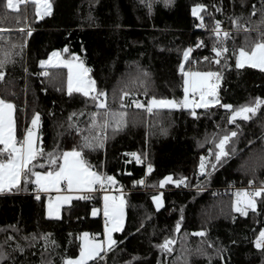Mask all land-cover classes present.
<instances>
[{
  "label": "trees",
  "instance_id": "trees-1",
  "mask_svg": "<svg viewBox=\"0 0 264 264\" xmlns=\"http://www.w3.org/2000/svg\"><path fill=\"white\" fill-rule=\"evenodd\" d=\"M50 1L51 13L37 19L30 2L12 10L6 8L7 0H0V57H9L0 98L15 105L19 140L34 114H40L37 135L43 156L33 161L35 171L50 170V152L59 161L75 147L93 171L114 176L113 186L123 192L126 220L115 233L117 243L88 264H264V249L255 246L264 229V197L245 216L233 209L241 189L214 191L230 183H264V105L250 119L228 120L232 110L254 103L256 97L264 99V70L236 67L239 49H250L264 34V0ZM195 4L206 6L200 12L203 27H197L201 20L192 15ZM236 18L239 27L233 24ZM216 21L221 22L223 43L215 35ZM223 32L230 35L225 39ZM214 45L227 48L220 64L215 63ZM188 48L192 50L184 69L221 74L220 104L195 109L196 117L185 108H154L149 113L146 106L153 96L182 98L179 68ZM53 51L66 59L74 54L83 62L97 91L106 93V109L97 108L91 96L68 94L66 67L40 65ZM131 100L145 107H134ZM109 111L126 115L118 129L110 122L100 132L93 127V114L101 123ZM230 132L236 135L225 145L228 156L216 161L210 150L214 153L219 138ZM97 133L105 137L103 147H82L83 137ZM135 151L142 163L128 155ZM169 175L174 180L186 177L187 187L167 183L164 204L157 209L152 197ZM143 179V184L135 183ZM39 195L37 199L35 186L23 180L19 190L0 193V252L6 254L0 264H62L64 257L78 256L83 232L103 234L102 216L92 215L93 208L102 207L101 193L74 199L59 218L47 217V195ZM44 234H50L47 250ZM166 238L175 241L170 251L158 247Z\"/></svg>",
  "mask_w": 264,
  "mask_h": 264
},
{
  "label": "snow or ice",
  "instance_id": "snow-or-ice-1",
  "mask_svg": "<svg viewBox=\"0 0 264 264\" xmlns=\"http://www.w3.org/2000/svg\"><path fill=\"white\" fill-rule=\"evenodd\" d=\"M27 3L28 0H7L6 8L17 10L19 3ZM33 4L36 5V17L39 19L41 15H48L51 13V4L48 0H31ZM166 3L169 0H165ZM151 7V5H149ZM206 6L202 4H195L192 7V15L198 17L201 20V24L197 27H203V17L200 16L201 10ZM43 9V11H42ZM219 11V9H217ZM254 14V13H253ZM233 24L236 27L238 25V18L233 19ZM0 31H4L0 29ZM23 31V29H20ZM221 22H215V35L220 43L221 36ZM29 35L31 34V29H28ZM230 33L223 32V37L226 39ZM202 43V42H201ZM199 46V45H198ZM15 47V45L13 46ZM191 48L184 50V59L187 60ZM67 51V48L64 49ZM212 52L215 53L216 59L215 63L220 64L221 57L225 52H227L226 47H218L214 45L212 47ZM53 57L59 60L60 53L58 51H53L47 60H41L40 65L46 66L52 63ZM74 59H78L73 54ZM207 59V58H205ZM9 62V57L7 54L0 57V79L5 75L3 69L6 63ZM68 68V79H67V91L71 95L73 92L83 93L84 96H91L93 101L96 102L97 108L106 109L107 105L102 97L106 98V93L103 91H97L95 87V81L88 77V72L90 71L84 66L83 62L73 64L71 60L61 61ZM245 65H249L252 68H259L264 70V34L262 38L258 40L250 49L246 50L244 47L239 49L236 55V67L243 68ZM179 71L183 76V91L184 97L181 100L177 99H167V98H156L153 96L147 102V111L151 113L154 108H166V109H191V115L193 117L197 116L195 109L204 108L207 109L212 104H220V100L217 96V85L214 81L218 82L221 79V74L218 72H193L185 71L184 65L181 63ZM47 72L41 73V75H47ZM199 93V101L195 99H190V94L195 96ZM128 95V93H125ZM137 108L145 107L140 101H134ZM264 105V99L256 97L254 103L248 105H242L235 110L230 104L222 105L223 108L227 110H232V114L228 117L229 122H234L237 118L250 119L249 114H255L257 108ZM15 105L5 99L0 98V193L11 192L13 189L19 190L21 181L23 180L25 184L31 182L35 186L36 198L40 199V192H48L50 189H56L57 192L61 191V186L66 185L68 192L80 191L84 194L79 196V199H91L90 193L95 190L97 184L101 188L105 184L114 185L116 183L114 176H109L106 174L98 173L92 170V166L88 164L82 157V152L78 151L77 148H73L70 151H64L62 156H60L59 161L55 153H49L46 163L51 167L48 171H35V164L33 161L37 160L38 157L43 156V149L36 146L37 133L36 128L40 123V114L35 113L30 127L27 128L23 135L22 140L16 138L15 132V119H14ZM97 114H93V127H98L100 132L106 129L110 122H115V127L118 129L123 122L125 113H115V112H105V119L101 123H97L95 117ZM235 132H230L219 138V142L215 144L216 151L214 153L215 160L220 161L222 157H227L228 152L225 151V145L228 143L230 137L235 136ZM103 136L97 133L94 136L83 137L82 147L86 148H96L103 147ZM6 154V157H5ZM136 158V162L140 163L141 158L136 153H130ZM205 157L200 158V171L205 172ZM62 161V162H61ZM214 169L215 164L211 165ZM41 168L44 167L43 164L40 165ZM148 170H152V165H148ZM34 177V179H32ZM186 177H181L180 179L174 180L171 175L165 176L161 181L160 185L163 186L167 182H172L176 186L184 184L186 182ZM135 183L143 184V180L136 181ZM249 181V184H252ZM264 197V183L260 187H255L253 190L249 191L247 189L238 190L236 193V199L233 202V209L235 212L241 215H247L248 210L251 209L253 212L257 209V198ZM73 199L71 195H57L53 201L49 199L47 205V215L49 217H59L60 208L64 204L70 203ZM153 201L156 204L157 209H159L161 204L160 196H153ZM124 205L125 201L122 196H114L106 194L103 196V215L105 218L104 222V240H97L95 236L89 238V233L84 232L79 237L81 240L79 247V255L76 257H64L62 264H88L90 260H96L97 258H103L102 253L106 254L108 251L115 246L117 243L113 237L112 233L119 232L123 228L124 224ZM92 215H97V209H92ZM180 227L179 222L176 224V229ZM203 236L204 232L197 233ZM49 235L44 234L41 238L45 241L43 247L47 250L50 246ZM27 239V238H26ZM31 239L35 240L36 237L33 236ZM54 244V242H51ZM175 243L171 238H166L161 245L158 247L161 250L170 251V245ZM255 246L258 249H264V229L259 231L258 236L255 240ZM20 251H23L19 245H17ZM223 249L217 250V255L223 260L224 257L221 255ZM206 255V253H201ZM5 253L0 252V260L5 258ZM135 259V258H133Z\"/></svg>",
  "mask_w": 264,
  "mask_h": 264
},
{
  "label": "rangeland",
  "instance_id": "rangeland-1",
  "mask_svg": "<svg viewBox=\"0 0 264 264\" xmlns=\"http://www.w3.org/2000/svg\"><path fill=\"white\" fill-rule=\"evenodd\" d=\"M28 2H30V6L33 8V11H34V13L36 14V5L35 4H33L32 2H31V0H28ZM24 3V2H23ZM48 3H50L51 4V1L50 0H48ZM20 4V3H19ZM51 10H52V4H51ZM42 11H43V9H42ZM45 15H41V17L40 18H42V17H44ZM67 60H71L72 61V63L73 64H77V63H80L81 61L80 60H78V59H66V58H64L61 54H60V57H59V60H57V58L56 57H53V60H52V63H50V64H48V65H46V67H53V66H64V67H66L61 61H67ZM185 62H186V60L183 58V61H182V63H183V65H184V68H185ZM85 66V65H84ZM86 67V66H85ZM67 68V67H66ZM67 70H68V68H67ZM185 71H193V72H205V71H195V70H192V69H189V68H187V69H184ZM88 77L90 78V75H89V72H88ZM91 79V78H90ZM221 80V79H220ZM220 80L218 81V82H216V81H214V83H216V85H217V88H216V91H218V87H219V84H220ZM183 97H184V94H183V96H182V98H180V99H177V100H181V99H183ZM173 99H175V98H173ZM190 99H195V100H197V101H199V99H200V96H199V93H196L195 94V96H192L191 94H190ZM11 102V101H10ZM13 103V102H12ZM14 119H15V111H14ZM31 126V123H30V125H29V127ZM15 127H16V124H15ZM39 127V126H38ZM38 127L36 128V133H38ZM26 132V131H25ZM15 135H16V138L19 140V138H18V136H17V132H15ZM22 140V139H21ZM36 144H37V140H36ZM3 147V145H0V148H2ZM5 157H6V154H5ZM167 183H169V182H167ZM167 183H165L163 186H161V189L154 195V196H160L161 197V204H162V206H163V204H164V196H163V190H164V187H165V185L167 184ZM21 185V184H20ZM63 188V186H61V189ZM55 189H50L48 192H44V193H46L47 194V200H46V205H47V203L49 202V199L51 198L52 200H53V197L55 196L54 195V193H55ZM120 191V192H119ZM106 192H107V194H109V195H114V196H122V198L124 199V201H125V196H124V194H123V192L121 191V189H119V188H116V186L114 187H112V188H110V186H108L107 184L105 185V187H104V191L102 192V207H95V209H97V215H101L102 216V218H103V220H104V222H105V218H104V215H103V196L106 194ZM154 205H155V207H156V204H155V202H154ZM161 206V207H162ZM160 207V208H161ZM157 208V207H156ZM125 220H126V206L124 205V224H123V228H124V225H125ZM122 228V229H123ZM85 232H88V231H85ZM84 233V232H83ZM89 233V238H92L93 236H95V238L97 239V240H104V226H103V234H99V235H92L90 232H88ZM115 233L116 232H114V233H112V237H113V239L116 241V239H115ZM79 255V254H78ZM74 258V257H73ZM90 261H92V260H90ZM89 261V262H90Z\"/></svg>",
  "mask_w": 264,
  "mask_h": 264
},
{
  "label": "built area",
  "instance_id": "built-area-1",
  "mask_svg": "<svg viewBox=\"0 0 264 264\" xmlns=\"http://www.w3.org/2000/svg\"><path fill=\"white\" fill-rule=\"evenodd\" d=\"M101 99H104L103 97L101 98ZM134 101H136V100H131V105L132 106H134V107H136L135 106V104H134ZM32 126V125H31ZM134 153H136L137 155H139L140 156V158H141V162L140 163H142L143 162V158H142V155L139 153V151H135ZM136 159V158H135ZM262 180H264V177H262ZM145 182V179H143V183ZM181 187H187V184L186 183H184V184H181L180 185ZM261 185H259V184H256V183H252V184H247L246 186H239V185H236V184H233V183H230L228 186H225V187H222V188H220V187H218V188H215L214 189V191H216V192H218V193H220V192H224V191H226V190H234V189H247V190H249V191H251V190H253L255 187H260ZM105 187V186H104ZM104 187L103 188H101L100 187V185L99 184H97L96 186H95V190L93 191V192H91V193H101L102 194V192L104 191ZM113 187V185H110V188H112ZM120 192V191H119ZM90 193V194H91Z\"/></svg>",
  "mask_w": 264,
  "mask_h": 264
},
{
  "label": "crops",
  "instance_id": "crops-1",
  "mask_svg": "<svg viewBox=\"0 0 264 264\" xmlns=\"http://www.w3.org/2000/svg\"><path fill=\"white\" fill-rule=\"evenodd\" d=\"M36 146L39 147V144H38V135H37V144H36ZM62 186H63V188L59 192H57V190L55 189L56 191L54 193L55 196L53 197V201L55 200V198H56L57 195H71L73 197V199L70 201V203H71L74 199H77L79 196H81V195L84 194L83 192H80V191L68 192L67 189H66V185H62ZM39 194H46V193L40 192ZM70 203L64 204V205L61 206V208H60V216L59 217H61V215H62V209H63V207L66 206V205H69ZM47 205H48V203H47ZM47 205H46V215H47ZM47 217H49V216L47 215ZM59 217H49V218H59Z\"/></svg>",
  "mask_w": 264,
  "mask_h": 264
}]
</instances>
